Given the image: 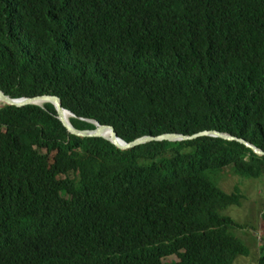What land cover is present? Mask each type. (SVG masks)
Wrapping results in <instances>:
<instances>
[{
	"label": "trees",
	"instance_id": "1",
	"mask_svg": "<svg viewBox=\"0 0 264 264\" xmlns=\"http://www.w3.org/2000/svg\"><path fill=\"white\" fill-rule=\"evenodd\" d=\"M0 89L128 144L217 131L264 152V0H0ZM225 169L258 181L264 157L213 138L123 152L52 104H0V264H235L252 250L225 212L247 201Z\"/></svg>",
	"mask_w": 264,
	"mask_h": 264
},
{
	"label": "water",
	"instance_id": "2",
	"mask_svg": "<svg viewBox=\"0 0 264 264\" xmlns=\"http://www.w3.org/2000/svg\"><path fill=\"white\" fill-rule=\"evenodd\" d=\"M46 102L47 104H52L57 113L58 118L62 122V124L67 128L69 134L81 138V139H103L104 141L109 142L115 148L120 151H132L137 148L144 147L145 145H149L152 143H182V142H192L198 140L200 138H213L219 139L226 142H237L241 145H244L246 148L252 150V152L258 157H264V152L260 151L253 145L249 144L244 140L236 139L230 135L221 134V132L217 131H204L199 132V134L194 136H182V135H164L161 137H144L142 139H138L130 144L126 143L122 139L118 137L116 134L115 128L109 125H100L98 122L93 120H85L91 125L94 126L93 129L87 130H80L75 128L71 122L66 121L64 117V112L67 111L72 115V118H76V115L73 114L71 111L65 109L62 105V101L58 96H51V95H42V96H35V97H23L18 99H13L7 96L1 89H0V104L2 106H15V107H24L28 105H35L42 108L41 103Z\"/></svg>",
	"mask_w": 264,
	"mask_h": 264
},
{
	"label": "rangeland",
	"instance_id": "3",
	"mask_svg": "<svg viewBox=\"0 0 264 264\" xmlns=\"http://www.w3.org/2000/svg\"><path fill=\"white\" fill-rule=\"evenodd\" d=\"M218 187L226 194L240 192L247 201L243 209L231 207L225 214L232 216L235 223L244 227L236 233L244 240V243L252 250L249 257H238L235 264H257L259 258V246L262 243L261 237L264 236V225L262 214L264 212V179L258 181H247L237 177L231 169H225L217 175ZM241 226V227H242ZM251 230V234L248 230ZM178 261L176 256L165 259V262Z\"/></svg>",
	"mask_w": 264,
	"mask_h": 264
},
{
	"label": "bare ground",
	"instance_id": "4",
	"mask_svg": "<svg viewBox=\"0 0 264 264\" xmlns=\"http://www.w3.org/2000/svg\"><path fill=\"white\" fill-rule=\"evenodd\" d=\"M44 104H46V102H42L41 103L42 107L44 106ZM64 117H65L66 121L70 122V119L72 118V115L69 112L65 111L64 112Z\"/></svg>",
	"mask_w": 264,
	"mask_h": 264
}]
</instances>
